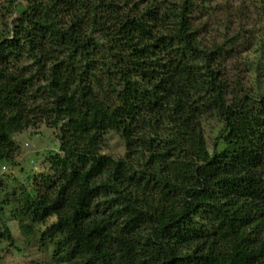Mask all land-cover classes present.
Wrapping results in <instances>:
<instances>
[{
    "label": "trees",
    "instance_id": "trees-1",
    "mask_svg": "<svg viewBox=\"0 0 264 264\" xmlns=\"http://www.w3.org/2000/svg\"><path fill=\"white\" fill-rule=\"evenodd\" d=\"M28 1L0 36V161L43 121L64 153L16 212L24 233L56 216L42 236L56 264H264V94L228 84L225 47L193 27L199 0ZM205 113L222 117L223 152ZM112 132L124 157L104 153Z\"/></svg>",
    "mask_w": 264,
    "mask_h": 264
},
{
    "label": "rangeland",
    "instance_id": "rangeland-1",
    "mask_svg": "<svg viewBox=\"0 0 264 264\" xmlns=\"http://www.w3.org/2000/svg\"><path fill=\"white\" fill-rule=\"evenodd\" d=\"M32 1V0H31ZM174 0H159L161 4ZM28 0H0V36L8 33L7 24L30 9ZM198 39L209 49L225 47L222 71L237 93L249 92L255 98L264 94V0H199L191 15ZM203 129L210 151L223 152L228 132L222 117L215 113L202 116ZM11 159L0 161V264H56L55 245L47 236L57 223L56 216L34 225L26 235L16 215L38 195L54 186L58 172L51 157L63 154L61 131L46 122L12 135ZM104 153L115 158L126 155L125 142L112 132L107 136ZM54 177V179L52 178ZM7 224L13 243L5 236Z\"/></svg>",
    "mask_w": 264,
    "mask_h": 264
}]
</instances>
